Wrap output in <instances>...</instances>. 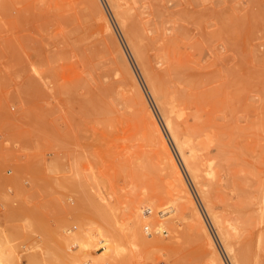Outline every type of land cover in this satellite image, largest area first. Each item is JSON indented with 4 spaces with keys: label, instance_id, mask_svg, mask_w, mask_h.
<instances>
[{
    "label": "rangeland",
    "instance_id": "374dc122",
    "mask_svg": "<svg viewBox=\"0 0 264 264\" xmlns=\"http://www.w3.org/2000/svg\"><path fill=\"white\" fill-rule=\"evenodd\" d=\"M112 1L0 0V264H233L207 203L238 262L264 264V0ZM133 46L194 146L207 202ZM138 92L199 221L183 199L161 210L169 168Z\"/></svg>",
    "mask_w": 264,
    "mask_h": 264
},
{
    "label": "bare ground",
    "instance_id": "6f19581e",
    "mask_svg": "<svg viewBox=\"0 0 264 264\" xmlns=\"http://www.w3.org/2000/svg\"><path fill=\"white\" fill-rule=\"evenodd\" d=\"M108 1L110 2V0H108ZM112 2L113 1L111 0V2H110L111 5H112ZM112 7H113V10H114V13H115L114 15H116V18L118 20V24L120 23V25L123 28H125V30H126V27H125L126 26L125 15H124V12L121 10L120 5H116V4L113 3V6ZM101 20H102V25H103L104 31L105 30L106 31L110 30V24L108 23V20H106V18L104 16H102V14H101ZM129 29H131V28H129ZM127 31L130 33L129 30H127ZM111 34H112V32H111ZM130 35H137V33L136 34H131L130 33ZM139 36L138 37L137 36H134V37H136L137 40H139L138 39ZM129 40L132 43V40H135V39L134 38L131 39V37H129ZM137 40H136V42H137ZM134 42L135 41H133V44H131V45H134ZM137 46H139V45H137ZM116 48H117V46H116ZM132 48H134L133 51H135V53L137 54L136 57L138 59V62L140 61L139 63L141 64V67H142V70L144 72V75L148 79L147 81H149L150 89H151V91H152V93L154 95V98L156 99L157 105H158V107H159V109H160V111L162 113V116H163V119H164V123H165L168 131L170 132V135H171L172 140H173V143H174V145H175V147L177 149V152H178V154H179L182 162L184 163V165L188 169V171L190 173V176H191V179L198 186V190H199L198 192H200L199 194H201L202 197L206 200L205 191L201 187L204 184L203 181L200 178L201 177V171H202V169L200 168V165H198V161H197V158H196V153H195L194 146L190 145V143L188 142V139L183 134H181L179 131H177L175 129V127L173 126V124H172L173 117L171 118L172 115H170V109L166 106V104L164 102V99L165 98H162L163 96H161V94H160L161 93L160 92V89L161 88H159L160 85L158 86V84L156 82V79H154V77H153L154 74L152 76L151 75V72H149L152 69L151 68H148L147 67L148 64L145 61H143L142 55H141L142 53L139 52L140 50L138 49L139 50L138 51L135 46H133ZM153 73H155V72H153ZM131 81H132V79H131ZM133 84H134V82H133ZM137 94H138V96L137 95L136 96L138 97L139 101L142 103V106H143V109H144V112H142V113H145V114L143 116H145L147 118V120L149 122L148 124L150 125L149 126V129L146 130L145 128H146V126L148 124L145 125L146 122H144L145 123L144 124V126H145L144 127V129H145L144 133H146V138L149 141L152 140V139H156L157 140L158 144L160 145L159 153H161L164 156V158L166 159V163L168 165V168H169V170L167 171V173H164V177H165V181H166L165 185H166L167 189H166L165 196H164L165 201H164V203H162L164 206L161 207V210L163 208L166 209L168 206L169 207L172 206V209H174L173 208V205H175V206H176V204L178 205L179 204L178 201L181 200V199H183L184 202H186L187 204H190L191 207H193L192 211H194V216L199 221V219H201V218H199V215L200 214L198 213L197 209H195V207L193 205L194 203H193V198L191 196V193L188 190L187 185L185 184V181H184V179L182 177V173H181V171H180V169H179V167H178V165H177V163H176V161H175L172 153L169 150V147H168V145L166 143V140L164 139V137H163V135L161 133V130H160V128H159V126H158V124H157V122H156V120H155L152 112L150 111V109L148 108V106L145 105L146 102H144L145 101V99H143L144 97L142 98L143 95L141 96L139 94V92ZM207 173L208 174L211 173L210 168H207ZM206 202H207V200H206ZM168 203H169V205H167ZM169 207H168V209H169ZM207 207H208L209 216H210V218H211V220L213 222L214 227L216 228V232L219 235L220 240H222V243H223V246H224L223 247L224 250L228 253V255H230V258L232 259L233 264H240L238 262V260L234 256L233 249H232L233 247H231V244H230V241H229V238H228V231H227V229L222 226L220 218H219L220 221L218 220V216L213 211V208H212L213 206L211 207V205H209L207 203ZM158 225H159V223H158ZM200 226H201V228H202V230H203V232H204V234L206 236L205 238L207 239V242L209 243L208 245H212V243H213L212 240H211L212 238L209 237V235H208L209 233L206 232L207 230L204 228L205 226L203 225V223ZM85 235H86V239H88V240L85 241V243L87 245H92V246L96 245L95 242H92V239L94 238L93 232L88 231V232L85 233ZM118 237H119V235L117 234L114 238H112V240H111V243H112L111 245L112 246L111 247H113L114 249H116L117 252H121L122 251L121 244L118 243V242H116ZM94 241H95V239H94ZM96 248H97V246H96ZM122 256H123V254H122ZM122 258H123V260L121 259V262L124 261V257H122ZM214 259H216V262H217L216 264H219L220 263L217 256L215 258H213L212 260H214Z\"/></svg>",
    "mask_w": 264,
    "mask_h": 264
}]
</instances>
